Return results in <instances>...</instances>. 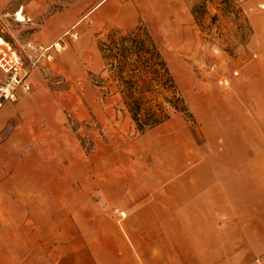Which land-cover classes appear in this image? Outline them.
<instances>
[{
    "label": "crops",
    "instance_id": "crops-1",
    "mask_svg": "<svg viewBox=\"0 0 264 264\" xmlns=\"http://www.w3.org/2000/svg\"><path fill=\"white\" fill-rule=\"evenodd\" d=\"M256 1L258 9L247 7L249 41L233 59L244 61L240 73L230 89L208 95L194 108V122L186 119L193 125L196 118L208 133L207 151L189 142L187 127L171 131L177 139L160 143L162 158L151 165L150 175L136 176L144 180L143 188L130 191L128 205L102 207L95 221L79 225L54 223L32 259L42 256L49 264H264V0ZM24 6L23 0H0V21L12 16L31 26L33 42L44 44L70 29V10L34 22L36 13L24 15ZM18 12L23 20L17 19ZM252 47L257 51L253 56ZM41 62L51 61L41 59L32 74L40 72ZM236 64L230 62L228 70ZM44 84L33 78L29 92L18 90L20 100L0 108V139L16 112L23 114L14 134L0 140V227L23 221V211L15 214L13 204L22 208L25 198L37 196L39 183L55 168L42 151L54 145L32 142L38 130L49 132L43 124L55 121L56 94ZM42 106L43 119H38L33 113ZM18 129L23 131L17 134ZM28 141L30 150L23 154Z\"/></svg>",
    "mask_w": 264,
    "mask_h": 264
},
{
    "label": "rangeland",
    "instance_id": "rangeland-1",
    "mask_svg": "<svg viewBox=\"0 0 264 264\" xmlns=\"http://www.w3.org/2000/svg\"><path fill=\"white\" fill-rule=\"evenodd\" d=\"M29 1L23 0V12L24 15L36 13L34 22L57 10H70L72 21L67 28L77 30L78 37L50 63L41 62L40 72L35 73V70L29 77L31 84L33 78H39L46 84L43 85L45 89L56 94L53 125H42L48 128V133L36 128L39 132L32 141L41 146L47 142L54 145L55 149L42 151L45 157L55 161V168L51 169L50 178H43L39 183L37 196L25 198L22 208L20 204H13L15 214L23 211V221L9 224L8 228L0 227V264H49L42 258V252L39 261L36 256L32 259L31 254L39 247L37 244L46 243L48 230L54 223L79 225L95 221L96 216H101L102 207L112 209L128 205L130 191L134 193L143 188L144 180L137 181L136 176L150 175L151 165L162 158L164 146L160 143L177 139L171 135L176 128L187 127L189 142L207 151L209 135L202 131L196 118L191 125L183 113H173L169 121L141 134L129 115L119 110V97L105 94L92 83L88 71L96 79L104 75L97 44L108 31L127 30L143 23L157 41L195 117L194 108L208 95L231 88L232 85L218 84V75L211 72L210 67L219 60L223 67L230 62L236 64L233 59L244 50L250 34L243 9L250 5L252 10L258 9L256 0ZM7 17L8 21H0V33L23 52L22 46L32 40L31 26L25 27L12 16ZM215 48L219 49V54L214 52ZM249 50L252 56L257 52L254 47ZM24 58L28 64L29 60ZM243 62L240 60L234 66L239 73ZM2 78L0 69V81ZM35 88L34 85L31 92ZM42 110L43 106L33 115L43 119ZM19 111L4 126L0 140L14 134L23 118ZM21 131L18 129L15 133ZM30 147L31 141H28L20 152L24 154Z\"/></svg>",
    "mask_w": 264,
    "mask_h": 264
},
{
    "label": "trees",
    "instance_id": "trees-1",
    "mask_svg": "<svg viewBox=\"0 0 264 264\" xmlns=\"http://www.w3.org/2000/svg\"><path fill=\"white\" fill-rule=\"evenodd\" d=\"M104 75L92 83L105 94L117 95L135 129L139 133L158 126L175 112H181L194 122V116L151 32L139 23L134 28H114L98 41Z\"/></svg>",
    "mask_w": 264,
    "mask_h": 264
},
{
    "label": "built area",
    "instance_id": "built-area-1",
    "mask_svg": "<svg viewBox=\"0 0 264 264\" xmlns=\"http://www.w3.org/2000/svg\"><path fill=\"white\" fill-rule=\"evenodd\" d=\"M247 11L248 8L243 9L245 14ZM77 37V30L69 29L60 38L50 44L29 40L22 47L23 52H20L8 42L0 44V69L3 72V78L0 81V108L7 101H17L19 99L18 90L22 92H29L31 90L32 84L29 77L32 69L41 59H53L55 53L60 52L71 40H75ZM214 52L219 54V49L215 48ZM24 57L29 60L28 64L24 62ZM225 67L221 66L219 60L211 65L210 71L218 75V84L230 86L233 77L239 74V70L234 67L230 71H227Z\"/></svg>",
    "mask_w": 264,
    "mask_h": 264
},
{
    "label": "bare ground",
    "instance_id": "bare-ground-1",
    "mask_svg": "<svg viewBox=\"0 0 264 264\" xmlns=\"http://www.w3.org/2000/svg\"><path fill=\"white\" fill-rule=\"evenodd\" d=\"M17 19L18 20H23L24 19L23 15L20 12L17 13ZM5 43L6 42H4L3 38L0 36V44H5Z\"/></svg>",
    "mask_w": 264,
    "mask_h": 264
}]
</instances>
